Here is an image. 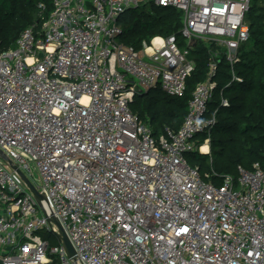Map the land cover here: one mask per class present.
I'll return each instance as SVG.
<instances>
[{
	"label": "built area",
	"instance_id": "1",
	"mask_svg": "<svg viewBox=\"0 0 264 264\" xmlns=\"http://www.w3.org/2000/svg\"><path fill=\"white\" fill-rule=\"evenodd\" d=\"M250 2L53 0L45 21L0 51V151L74 250L50 246L43 234L58 238V226L0 157V264H264V163L216 184L186 158L210 153L197 135L214 123L205 114L219 57L240 80ZM149 4L182 13L185 47L174 34L138 49L120 41V16ZM206 40L207 77L180 127L155 137L130 105L155 87L181 96L195 67L188 54Z\"/></svg>",
	"mask_w": 264,
	"mask_h": 264
},
{
	"label": "trees",
	"instance_id": "2",
	"mask_svg": "<svg viewBox=\"0 0 264 264\" xmlns=\"http://www.w3.org/2000/svg\"><path fill=\"white\" fill-rule=\"evenodd\" d=\"M52 10L53 0H0V51L13 48L23 29L40 25ZM246 20L252 46L240 49V60L233 67L240 80L230 82V67L223 56L219 57L216 88L205 114V119L214 117V123L197 135L198 144L209 138L210 153H186L188 163L216 184L226 175L236 179L238 166L251 169L255 162L264 163V0H251ZM118 23L119 39L125 45L138 49L143 40L154 35L174 34L179 46L185 47L179 34L182 13L175 8L149 4L124 12ZM209 47L214 50V44L206 46L198 41L190 50L188 58L195 67L186 78L181 96L169 95L160 87L135 96L131 109L150 126L155 137L166 128L177 130L182 124L195 86L207 77ZM222 99L227 100V105H222Z\"/></svg>",
	"mask_w": 264,
	"mask_h": 264
},
{
	"label": "water",
	"instance_id": "3",
	"mask_svg": "<svg viewBox=\"0 0 264 264\" xmlns=\"http://www.w3.org/2000/svg\"><path fill=\"white\" fill-rule=\"evenodd\" d=\"M41 55V54H40ZM0 157L2 159H4L5 161H7L11 167L16 170L21 177L23 178V180L25 181V183L28 185L29 189L31 190V192L34 194L35 199L37 200L38 204L40 205L43 213L46 215V217L48 218V221L50 223H54L58 226L59 228V234H58V238L60 240V243L62 244V246L64 247L66 254L68 257L73 258L74 257V250L69 242V240L67 239L64 231L62 230V228L60 227V224L58 223L57 219L55 217H53L50 212L48 211V208L46 207L45 203H44V197L41 193H39L34 187L33 185L27 180V178H25V176L19 171V169L15 166L11 164V161L6 159L2 152L0 151Z\"/></svg>",
	"mask_w": 264,
	"mask_h": 264
},
{
	"label": "rangeland",
	"instance_id": "4",
	"mask_svg": "<svg viewBox=\"0 0 264 264\" xmlns=\"http://www.w3.org/2000/svg\"><path fill=\"white\" fill-rule=\"evenodd\" d=\"M204 44L206 45V46H209V41H204ZM251 46H252V43H251V41H248L246 44H245V49H249V48H251ZM210 48V50H211V47H209ZM209 152H210V149H209ZM35 177H37L36 175H35ZM43 236L44 237H46V239L49 241V243H50V246H56V245H58V241H57V239H55V237L54 236H52V235H47V233H44L43 234Z\"/></svg>",
	"mask_w": 264,
	"mask_h": 264
},
{
	"label": "bare ground",
	"instance_id": "5",
	"mask_svg": "<svg viewBox=\"0 0 264 264\" xmlns=\"http://www.w3.org/2000/svg\"><path fill=\"white\" fill-rule=\"evenodd\" d=\"M206 150H207V147L203 146L202 151H206Z\"/></svg>",
	"mask_w": 264,
	"mask_h": 264
}]
</instances>
